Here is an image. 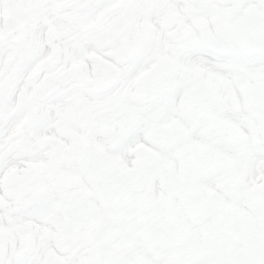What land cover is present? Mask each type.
<instances>
[{"label":"snow or ice","instance_id":"snow-or-ice-1","mask_svg":"<svg viewBox=\"0 0 264 264\" xmlns=\"http://www.w3.org/2000/svg\"><path fill=\"white\" fill-rule=\"evenodd\" d=\"M0 264H264V0H0Z\"/></svg>","mask_w":264,"mask_h":264}]
</instances>
